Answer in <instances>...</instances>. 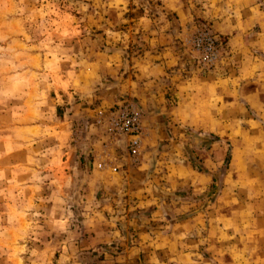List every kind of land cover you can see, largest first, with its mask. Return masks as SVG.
I'll return each instance as SVG.
<instances>
[{
	"label": "rangeland",
	"instance_id": "rangeland-1",
	"mask_svg": "<svg viewBox=\"0 0 264 264\" xmlns=\"http://www.w3.org/2000/svg\"><path fill=\"white\" fill-rule=\"evenodd\" d=\"M234 1L220 29L205 0L188 19L163 0H0V264H264V29L235 26L264 0ZM144 55L168 65L149 98ZM125 103L136 156L109 125Z\"/></svg>",
	"mask_w": 264,
	"mask_h": 264
},
{
	"label": "crops",
	"instance_id": "crops-1",
	"mask_svg": "<svg viewBox=\"0 0 264 264\" xmlns=\"http://www.w3.org/2000/svg\"><path fill=\"white\" fill-rule=\"evenodd\" d=\"M164 1V8L166 10H170L172 12H177L179 9H181V13H183L185 16L187 13H192L194 14L195 12L192 11V4H188L190 3V0H184L183 2L181 0H163ZM234 0H205V2H203L201 4V7L198 10V15L197 16H201L202 18H216L217 20H213V26L216 28H224V26L226 25V21L229 20V23L232 24L234 23V19H235V15L232 16V14L229 12L227 14L224 13V10L226 6L230 7V10H234ZM239 13L240 11L244 14V18L242 20H239L235 26H237V24H239L238 28H240L242 26V22L244 24H246L247 27L250 26H258L261 31L264 29V12L262 10H259L256 8L255 6H250L247 7L246 5H239ZM237 10V7H235V11ZM248 11V12H247ZM251 12V13H250ZM240 15V14H239ZM190 17H193L192 15ZM185 18L188 19V16H186ZM233 18V19H232ZM237 18V17H236ZM186 22V21H185ZM179 23L182 25L183 22L179 17ZM232 27H234V25H232ZM236 29V28H234ZM240 30H238L239 32ZM222 32V31H220ZM238 48H235V51ZM168 53V52H167ZM167 53H163V56L165 57L167 55ZM160 56H156L154 55V59L158 58ZM149 58H153V57H146V55L143 56V59L140 60L137 65H135V69L133 70V75L137 78H139L140 80H142V83H144L145 85V90L148 91L147 92V98L151 97L150 95V89L152 85V81L154 80H150L151 77H157L159 78V76H162L165 74V69L167 68V61H157V62H151L149 60ZM156 60V59H155ZM257 75H259V77L255 78L252 83L256 84V93H257V99H259V101H264V74L261 73H256ZM254 76V75H253ZM129 78H131V74L128 76ZM243 77H241V74H239L238 76H235V78L233 80L231 79H227V78H222L220 79V81H226L227 83L232 82L234 83V87L235 89L239 88L240 83H243L242 81ZM256 79V80H255ZM247 80V79H246ZM261 80H263L261 82ZM194 80H192L191 82H193ZM189 84V82H187ZM176 85L177 89H182L185 88V83L184 81H179ZM183 85V86H182ZM245 86V85H243ZM237 87V88H236ZM152 90V89H151ZM155 90H160L159 89H155ZM238 90V89H237ZM142 92V91H141ZM178 93H180V91H178ZM159 95H163L164 96V92L158 93ZM180 110H181V104L178 105L177 107V113L180 116ZM180 112V113H179Z\"/></svg>",
	"mask_w": 264,
	"mask_h": 264
},
{
	"label": "built area",
	"instance_id": "built-area-1",
	"mask_svg": "<svg viewBox=\"0 0 264 264\" xmlns=\"http://www.w3.org/2000/svg\"><path fill=\"white\" fill-rule=\"evenodd\" d=\"M195 47L201 51L202 58L214 63L217 54L215 41L209 33H200L194 39ZM111 131L124 134L127 137L128 151L132 156L138 155L142 140V127L140 112L131 103L119 105L108 116Z\"/></svg>",
	"mask_w": 264,
	"mask_h": 264
}]
</instances>
